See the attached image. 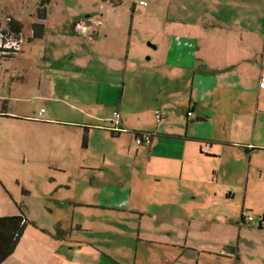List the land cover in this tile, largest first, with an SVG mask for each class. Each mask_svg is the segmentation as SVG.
Returning <instances> with one entry per match:
<instances>
[{
  "label": "crops",
  "instance_id": "crops-1",
  "mask_svg": "<svg viewBox=\"0 0 264 264\" xmlns=\"http://www.w3.org/2000/svg\"><path fill=\"white\" fill-rule=\"evenodd\" d=\"M133 1L132 24L129 34L125 33L128 38L127 67L131 48L136 46L133 43L135 13L144 6V13L150 10L148 0H145L147 4ZM77 3L78 0H75L74 10ZM120 4L114 3L113 6ZM18 5L16 0L14 10L7 0L0 1L1 9L4 7L5 11H13L16 26L23 30L24 16L17 8H24V5ZM37 8L32 24L37 21ZM87 10L88 13L77 15L71 26L80 41L78 44L83 39L88 41L92 51L99 56L98 50L109 49L107 45L110 46L105 40L108 25L93 16L91 5ZM257 14L264 21L259 0H168L165 21L155 30V43L152 45L156 50L163 48L155 85L156 92L166 96L162 98L159 95L152 110L154 113L157 110L166 111V115L145 126L138 127L130 123V112L136 113L142 108L140 105H126L121 97L124 89L123 94L122 90L121 94L119 92L125 83L122 86L114 81L115 71L121 66L124 57L125 43L122 50L116 48L117 43L113 44V53H118V58H115L118 62L111 60L104 71L102 69L93 73L96 76L95 100L90 106L98 105L100 100L107 101V96L109 100L112 97V105H104L106 108L111 107L109 116L88 118L85 114L87 118L62 121L53 117L44 107L34 115L25 110L18 113L8 107L12 97L0 96L3 106L0 109V124L9 121L8 125H11L10 121H14L11 119H26L40 129L42 142L56 141L61 134L64 140L71 139V135H75L73 138L78 140L86 136L84 148H90L93 139L97 142L95 158L92 156L90 161L80 148L76 152L74 146L70 148V151L73 150V166L69 163L71 153L68 156L60 153L58 170L61 173L71 170L73 173L68 178L69 183L59 186L72 187L76 183L79 188L81 178L87 175L89 181L91 177V187H100H92V190L106 198L104 208H109L112 199L125 197L127 206L134 203L144 209L148 203H152V206L159 208L158 214L157 210L150 213L138 210L142 212L141 216L146 217L148 224L155 218L157 224H169L159 227L162 230L146 227L149 234L152 233L149 236L142 234L143 220L129 226L131 232L137 230L138 233L130 238L133 245L138 248L142 241L146 250H100L97 246L99 250H69L78 242L73 239L75 212L67 226L63 220L67 222L69 219L57 215L56 220L49 223L51 226H46L48 231L40 229L38 225L32 228L34 231L28 232V225L14 252L1 264H177L180 259L187 264L188 251H192L191 264H200V259L206 253L231 258L234 250H241L240 244H237L231 246V252H225V241L221 247H214L211 236L207 241H201L198 236L202 232H196L193 224L236 221L242 232V218L251 214L245 213L247 197L255 196L257 192L254 175L264 174V87L260 86L261 75L264 74V27H256ZM47 16L42 21L45 32ZM31 29L33 34V26ZM161 32L163 35H160ZM29 36L30 31L26 39L32 41L34 38ZM4 58L9 60L11 57ZM17 59L24 58L20 56ZM8 70L5 73L14 77H19L22 71L14 69L10 73ZM34 75L39 86L44 80L47 81L43 71ZM18 82L27 84L26 75ZM117 94L119 97H116ZM54 99L61 102L62 109L67 107V102ZM115 111L119 112V125L116 123ZM124 111L130 112L124 114ZM70 126L74 130L65 128ZM138 132H152V143L137 144ZM115 157L128 158L133 163V169L128 168L123 173L115 169ZM83 160L88 162L83 164ZM76 167L79 168L78 173L74 171ZM130 174L133 175L132 179H129ZM103 190L109 193L103 195ZM135 190L137 193L133 196ZM53 192L59 195L57 200L62 204L66 201L71 204L86 202L77 192L67 195L64 201L58 189ZM239 192L244 193L242 195ZM191 193L194 197H191ZM198 198L200 201H197ZM231 200L236 202L238 210L242 205L240 214L230 207L232 203H227ZM193 208L197 210L193 211ZM21 209L22 205L19 210L4 215L24 212L31 223L34 219ZM208 224L206 228H209ZM77 228H83V225L79 224ZM41 233L49 239L48 243L42 240ZM161 234L165 237H159ZM100 235L106 236V233ZM71 241L74 245L68 246ZM153 244H158L160 250H153Z\"/></svg>",
  "mask_w": 264,
  "mask_h": 264
},
{
  "label": "rangeland",
  "instance_id": "rangeland-1",
  "mask_svg": "<svg viewBox=\"0 0 264 264\" xmlns=\"http://www.w3.org/2000/svg\"><path fill=\"white\" fill-rule=\"evenodd\" d=\"M17 1L20 4L17 7L24 5V8L17 9L18 11L21 10L24 16L25 26L23 30L26 38L29 31V37H32L31 26L39 1ZM72 1L73 4L71 0H51L47 5L48 16L45 35L36 37L32 41H29V38L26 39L25 48L15 56L16 59L15 57H11L9 60L4 57L0 58V96L7 95L12 97L8 107H10L11 111H17L18 113L25 110L30 115H34L38 113L41 107H44V110L48 109V112L52 113L53 117L62 121L87 117L94 118L102 115L103 117L109 116L112 113L111 107L106 108L104 105L111 104L112 97L109 100L107 96V101L100 100L101 102L98 105L93 104L94 106H90L95 100L96 84L94 81L96 76L93 73L102 69L104 71L111 60L118 62L115 59L118 58V53H113V44L117 43L116 48L119 47L122 50L124 48L123 43H125L124 57L122 56L121 66H118V70L115 71L114 81L122 86L123 82L125 83V88L123 86L119 91L121 94L122 90L123 94L124 89V95L121 97L124 98L125 104L140 105L142 109L139 112L136 111V113L124 111V114L130 112V117L128 116L130 123L138 127L153 123V121L156 122L155 113L152 110L153 104L156 103L159 95L162 98L166 96L165 94L162 95L161 92L160 94L156 92L157 86L155 85L159 76L158 62L163 48L156 50L152 45L155 43L153 36L155 30L165 21L168 0H148L150 2V10H146L145 13L144 7L146 6L137 9L133 31V43L135 42L136 46L131 48L128 67L125 65L128 52L126 34H129L132 24L134 1L122 0L119 6H113L114 0H90L91 4L88 0H78L75 10V0ZM7 2L14 7V10L16 9V6H14L16 0H7ZM89 5H91V9H94L91 12L94 13L93 16L102 19L109 29L107 31L108 36L105 38L106 42L110 43V46L105 43L109 49L98 50L99 56H96L95 51H92L88 41L83 39L81 44H78L80 41L71 26L77 15L88 13L89 10L86 11V8ZM259 7L264 11V0H259ZM253 8L257 11L256 7ZM2 9L0 20L6 14L14 15L13 11H5L4 7ZM255 25L256 27L258 25L264 27V21L258 14L256 15ZM160 35H163V33L161 32ZM235 35L233 36L235 37ZM157 39L161 40V38ZM150 41L151 44H149ZM72 55L74 56L72 57ZM20 56L24 59L18 60L17 57ZM6 69H9L8 72L10 73L14 72V69L22 71L19 77H14L5 73ZM41 71H43L47 81L44 80L42 85L39 86L34 78V73H40ZM23 75H26L27 84L18 82ZM100 79L103 80L102 78ZM3 80L6 84H3ZM116 97H119V94ZM54 98L67 102V107L62 109L60 107L61 102ZM2 107L0 103V109ZM85 114L88 116L86 117ZM11 120H14L10 121L12 122L11 125H8L9 121L0 124V215L10 213L16 209L19 210V206L22 205V209H24L27 216L34 219L31 223H28L29 226L27 225L30 227L28 229V232H30L31 230L34 231L32 228L34 226L38 227V225L40 229L48 231L46 226H51L49 223L56 220L55 217L57 215L69 219L67 222L63 220L64 225L67 226L71 221L73 212H75L73 239L78 240V242L75 247L69 250H93V248L95 250H146L143 247L144 244L141 243L142 241L139 242L138 248L133 245L130 238L135 237L138 233L137 230L134 233L131 232L129 226L133 222L137 224L138 221L143 220L142 234L144 236L152 234H149V229H146L148 226L155 228V230L157 228L162 230L159 227H164L165 225L169 226V224H164L163 226L161 223L157 224L156 218L152 220L155 222L151 221L148 224L146 217L141 216L142 212L140 211H148L150 213L149 211L157 210L156 213L158 214L159 208L152 206V203H148L145 207L143 206L144 209L134 203L131 206H127L125 197L112 199L110 204H114V206L108 204L109 208H104L103 206L107 204L106 198L99 196L100 194L98 195L95 190H92V187L93 189H99L100 187H91V177L89 181L87 175L81 178L79 188L76 187V183L72 187L63 188L59 186L69 183L68 178L73 173L71 170L64 173L58 170L60 169V153H64L67 156L68 153H71L69 163L72 166L75 164L74 158H72L73 150L70 151L73 146L76 152L80 148L88 160L92 156L95 158L98 144L94 139L90 148H84V139H74L73 136L75 135H71V139L64 140L61 138L63 136L61 134L60 139L56 141L45 140L42 142L43 134L36 125L26 119ZM65 128L74 130L72 126ZM86 162L88 161L83 160V164ZM114 163L115 169L120 170L122 173L128 168L133 169L132 161L126 157H115ZM114 163L112 164L113 167ZM78 170L79 168L76 167L75 173H78ZM85 172H88V170H85ZM132 177L133 175L130 174L129 179H132ZM254 178L258 185L257 192L255 196L248 195L245 213H251L255 217H259L264 213V174L260 176L255 173ZM87 181L89 183L85 184ZM4 186L9 192L6 191ZM54 189L59 190L63 201L67 195L77 192L86 202L71 204L66 201L62 204L57 200L59 195L53 192ZM107 192L109 193V191L103 190V195ZM115 193L118 194L120 192L115 191ZM136 193L137 191L135 190L133 196ZM239 193L243 195L244 192ZM191 197H194L192 193ZM197 201H200V199L198 198ZM227 203H232L233 206L230 207H234L238 214L241 213L242 202H240L241 207L239 210L235 207L236 202L231 200L227 201ZM196 210L197 208H193V211ZM143 215L146 216L145 214ZM79 224H82L83 228H77ZM207 224L208 222L193 224L196 232H202L198 236L201 241L205 242L211 236L214 247H221V243L225 241L226 249L240 244L241 250L239 248L234 250L235 254L231 258L206 253L200 259V264H264V228H259L257 224L246 222L241 223L242 232H240V225L236 221L209 222V228H206ZM101 233H106V236L100 235ZM41 234L43 235L42 240H47L48 243L49 239L46 238V235L44 233ZM159 237H165V235L161 234ZM68 243V246L74 245L72 241ZM153 245V250H160L158 244ZM191 254L192 251H188L187 264L192 263L190 262ZM161 257L163 258V253ZM177 264H186V262L180 259Z\"/></svg>",
  "mask_w": 264,
  "mask_h": 264
},
{
  "label": "built area",
  "instance_id": "built-area-1",
  "mask_svg": "<svg viewBox=\"0 0 264 264\" xmlns=\"http://www.w3.org/2000/svg\"><path fill=\"white\" fill-rule=\"evenodd\" d=\"M139 3L147 4L145 0H140ZM3 11L0 7V12ZM78 26H81L79 24ZM26 35L24 31L16 26L15 18L12 14H6L0 20V57H11L17 55L22 51ZM260 86L264 87V74L261 75ZM43 111V110H42ZM42 111L40 113H42ZM191 114V113H190ZM166 115V111L157 110L155 113L156 119L159 121ZM116 123L120 124L119 112L115 111ZM117 129H120L117 127ZM153 141L152 132H138L136 133L137 144H151ZM263 216L255 217L254 215L245 216V220L257 226H264Z\"/></svg>",
  "mask_w": 264,
  "mask_h": 264
},
{
  "label": "trees",
  "instance_id": "trees-1",
  "mask_svg": "<svg viewBox=\"0 0 264 264\" xmlns=\"http://www.w3.org/2000/svg\"><path fill=\"white\" fill-rule=\"evenodd\" d=\"M49 1L50 0H39L37 21L32 24L33 38L43 37L45 35V25L42 21L46 18L47 4ZM114 2L115 4L121 3V0H114ZM84 142H86V136ZM28 223L29 221L24 212L19 214L0 215V264L14 252Z\"/></svg>",
  "mask_w": 264,
  "mask_h": 264
},
{
  "label": "flooded vegetation",
  "instance_id": "flooded-vegetation-1",
  "mask_svg": "<svg viewBox=\"0 0 264 264\" xmlns=\"http://www.w3.org/2000/svg\"><path fill=\"white\" fill-rule=\"evenodd\" d=\"M242 220H243V222L244 223H246L247 221L245 220V216L242 218ZM225 250V252H228V251H230V249H224ZM231 252V251H230ZM235 254V253H234Z\"/></svg>",
  "mask_w": 264,
  "mask_h": 264
},
{
  "label": "clouds",
  "instance_id": "clouds-1",
  "mask_svg": "<svg viewBox=\"0 0 264 264\" xmlns=\"http://www.w3.org/2000/svg\"><path fill=\"white\" fill-rule=\"evenodd\" d=\"M248 223H249V222H248ZM258 227H259V228H262V227H264V226H261V227H260V226H258Z\"/></svg>",
  "mask_w": 264,
  "mask_h": 264
}]
</instances>
